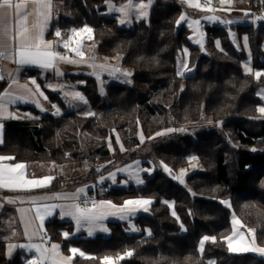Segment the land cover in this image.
Masks as SVG:
<instances>
[{"label":"trees","instance_id":"trees-1","mask_svg":"<svg viewBox=\"0 0 264 264\" xmlns=\"http://www.w3.org/2000/svg\"><path fill=\"white\" fill-rule=\"evenodd\" d=\"M244 1L246 6L264 12V0ZM53 2L61 7L62 14L53 20L48 38L56 37V29L69 36L72 29L89 26L99 54H120L123 65L133 69L132 84H106L107 78L101 82L87 74L68 77L83 81L80 89L95 115L85 117L68 111L61 98L48 91L52 104L64 106L62 113L40 116L37 112L32 119L6 122L0 154L15 157L14 162H90L86 183L98 176L94 172L97 160L116 161L108 149L111 139L117 156L120 154L116 133L126 144L120 154L124 155L123 162L139 159L147 164L143 161L147 155H133L144 144L139 129L149 139L161 129L202 124L210 118L221 125L222 132L216 127L195 137L174 132L154 147L156 162L174 171L187 166L189 157L198 158L202 170L187 176L188 189L159 166L143 174L139 186H124L119 176L117 183L107 185L99 199L117 204L136 199L152 201L145 206L147 212L137 215L133 228L112 221L107 237L67 240L62 235L67 224L53 220L47 225L50 239L59 242L65 253L75 246L95 257H76L75 264H101L103 257H117L129 250L133 255L119 264H264V258L256 255L231 253L225 240L232 233L234 214L244 227L256 229L257 242L264 246V114L259 111L264 106L260 97L264 75L259 79L253 75L264 72V20L232 26L238 46L231 39V27L207 26L203 52L192 43L190 30L181 22L177 24L184 11L179 0H156L149 19L130 28L103 13L104 0ZM245 37L247 53L240 47ZM182 49L189 52L188 70L194 68L193 74H178ZM247 61L252 73L245 72ZM84 134L96 146L88 154L83 148ZM228 200L230 208L223 204ZM204 236L215 237L216 243L208 241L201 254L198 243ZM28 260L24 253L9 259L6 245L0 241V264H28Z\"/></svg>","mask_w":264,"mask_h":264},{"label":"crops","instance_id":"crops-1","mask_svg":"<svg viewBox=\"0 0 264 264\" xmlns=\"http://www.w3.org/2000/svg\"><path fill=\"white\" fill-rule=\"evenodd\" d=\"M104 1H105L104 2L105 9L103 13L107 16L116 18L117 22L119 23L121 14L112 10L108 6V3H106V0ZM13 2L14 3L19 2V0H13ZM109 2L116 6H120L127 4L128 0H123L120 3H116L114 0H109ZM143 2L148 4L147 16L137 17L135 13H133L125 24L122 25L119 23V25L122 27L130 28L138 20L148 19L150 10L152 9L155 0H151L150 3L149 0H143ZM0 3H2V0H0ZM182 4L185 5V10L183 15L186 17V20L181 21V23L185 24V26L187 25V27L190 29L192 43L194 45L202 47L205 40L203 38L204 29L207 26L220 25L221 21L224 22L225 20L222 19L221 21H219L220 18L212 19V20L206 19V17L208 16H214L208 14L205 17L204 15L203 17H201V23L199 25H193L192 21L198 20L197 17L200 16L201 13H197V10L195 8L192 7L190 8L189 5L187 6L184 2H182ZM30 6L31 5L29 4V7ZM57 7L58 5L55 4L52 0V15L49 20V26L45 32L44 38L47 41L53 42L56 51H59L62 54H66L70 58L81 62L78 63H69L63 61L58 62L57 63L58 71L59 73H63L62 75H60L57 73L56 70L53 69H44L35 65H19L18 63L14 62L13 59L3 58L4 67L0 71V73H2L5 76V79L0 80V94H3L5 91H8L13 93L14 95H18V96L23 95L27 98L26 101H16L10 104L7 112L4 113L2 117H0V124L3 125V128L0 129V139H2L3 142H4V131H5L6 122L11 120L17 121L23 119H32L36 117L37 112L40 116L43 115V113H41L37 109L38 106L42 108H52V103L50 102L46 93L48 91L57 94L63 101L64 106L65 108H67L68 111H76L79 115L85 117L94 116V115H89V113H94V112L90 108V104L88 100L86 99V97L84 96V94L80 89L84 85L83 81L80 80L70 81L67 80V78L70 76L85 75V74L94 76L98 79H102V77H117L118 76L117 74L120 73V71L122 70L119 68L120 66L117 67V66H111L109 64H101L98 60H95L92 57H90L91 55H89V57L85 56L83 59L80 57H76L74 53L69 52L68 50L64 49L62 46H59L60 44L59 45L57 44V41H59L61 38H57V37H55L54 39L48 38L47 34L51 28L52 22L55 18L58 17ZM2 13L5 22L8 23L10 32L14 33L17 28L16 10L14 8L12 9L5 8L2 10ZM31 19L32 17H29V20ZM237 19H239L238 16ZM232 21H234L233 25H243V24L252 23V21L245 22L244 20L236 22V18L235 19L232 18ZM255 22L256 19L253 23ZM225 26H229V24H225ZM243 41L247 43V41H245V38H243ZM8 42L14 43L11 40H9ZM182 55H184L183 58L184 62H187L189 52L185 51L183 52ZM184 64H180L181 67L180 68L178 67L179 75L181 72H183V75H186V72H188L186 70L185 72L183 71V69H185ZM93 65L96 66L104 65V68L101 69L99 67H93ZM245 65L251 68L249 61H247ZM85 66H86V70L84 68ZM117 68L120 71L116 72L115 74H112L111 70ZM12 79H16L19 82V84L10 87ZM33 79L36 81V84L39 85V92L35 91V85L31 83ZM20 85H25L27 86L28 89H33L34 94L28 93L26 89L24 87H20ZM40 92H43V95H40L39 94ZM72 92L81 93L85 97L87 103H84L83 101L78 99H73L71 95H68L69 100H67L65 93H72ZM44 97H47V99H45ZM58 106L62 112L64 106L62 107V105L60 104H58ZM32 108H35V110H32ZM2 144L3 143H0V146ZM0 156H8V155L0 154ZM2 163L14 164L17 162H14L13 160H8V161H3ZM22 163H25L28 166L27 176L29 179H40L45 176H54L55 179L51 181L49 186L43 188H30L26 190L25 189L10 190L5 188H0V241L4 242L6 245V255H8V253L10 252H11V256H15L17 253H24L28 255L30 259V257L37 256V253L35 252L34 248L30 250L31 245L42 244L50 248L51 239H50V234L47 231V225H48V221L51 219L67 224V229L65 231L70 233L69 239H78V238L93 239L96 237H101L99 235L104 236L108 232L110 234V230L108 227L109 222L119 221L125 223L127 226H130L134 224V220L138 214L145 212L142 207H140L139 209L135 208L134 211L129 213L128 219L125 220L119 219L118 215L109 216L107 219L102 221L103 226L106 227L108 231L107 232L96 231L92 236H89L87 234V231L84 229H81V231L77 232L75 230L76 228L75 222L70 218L68 217L61 218V216L59 215L60 208L57 207L53 210V214L51 216H45L43 221V228L40 229L39 227L40 219L36 214V208L38 207L43 208V206L45 205L71 204L73 203V201L70 199H63V198L56 199L54 197L56 196V194H59L61 197H63L65 194H69V195L76 194L79 189L84 188L85 192L80 194V198H82L85 197L86 194H88L89 190L93 186L90 187L89 183L88 184L83 183L82 175H79L80 177L73 175L74 174L73 171L76 169L74 165H76L77 163L68 166L57 165L53 162H38V161L22 162ZM8 200H12L14 201V203H9ZM33 200H35V203H33ZM102 200H107V199H100L97 202ZM117 206H122V205H117ZM21 209H24L26 211L21 212L20 211ZM133 226L130 227L133 228ZM34 231L38 232V235H33ZM44 234L47 235V239L42 238ZM9 245H15L16 247L9 249ZM21 245H25L28 247H20ZM77 257H81V256H77ZM28 264H29V260H28Z\"/></svg>","mask_w":264,"mask_h":264},{"label":"snow or ice","instance_id":"snow-or-ice-1","mask_svg":"<svg viewBox=\"0 0 264 264\" xmlns=\"http://www.w3.org/2000/svg\"><path fill=\"white\" fill-rule=\"evenodd\" d=\"M151 0H149V3ZM231 0H219L221 4L230 3ZM108 6L121 14V18L119 19L120 24H125L128 19L132 16L133 13L137 17L147 16V7L148 4L144 3L143 0H128L127 4L116 6L111 4L109 0H106ZM187 3L190 7L200 9L206 12H215L216 9L210 7L211 0H206V3L201 4L200 0H187ZM29 4L31 5L29 7ZM5 8L12 9L14 8L17 13V28L14 33L10 32L8 23L5 22L2 10ZM52 15V0H19V2L14 3L13 0H2L0 3V58L4 59H13L14 62L19 65H35L44 69H53L56 70L58 74L62 75L63 73H59L57 63L60 61L69 62V63H78L81 61H77L75 59L70 58L66 54H62L59 51H56L54 48V44L52 41L45 40V32L49 26V20ZM29 17H32L29 20ZM206 19H218L215 16H208ZM186 20L185 16H181L180 20L177 21V24L180 21ZM199 20H193V25H199ZM93 29L85 26L81 29H72L70 36H62V33L59 29H56L54 35L58 38H61L57 41V44H62L63 48L69 50L74 53L76 57L84 58L85 53L82 49V43L84 39H92L91 33ZM87 33V36L82 34ZM11 40L14 43H9ZM247 37H245V41ZM187 51V50H185ZM93 67H99L101 69L104 68V65H93ZM246 70L252 73V69L246 66ZM112 74L119 72L120 70L112 69ZM11 75V74H9ZM122 75H130V73H122ZM183 75V72L180 73ZM253 75L259 79L264 72L256 71ZM5 79V76L0 73V80ZM33 85H35V91L39 92V85L36 84V81L33 79L31 81ZM19 82L16 79H12L11 85L16 86ZM20 87H24L26 91L30 94H34L33 89H28L25 85H20ZM103 91V90H101ZM43 95V92L39 93ZM66 96L71 95L73 99H78L87 103L85 97L79 92L65 93ZM47 99V97H44ZM26 97L23 95H14L11 92L5 91L3 94H0V117L7 112L10 104L16 101H26ZM261 113H264V107L259 108ZM56 115H60L59 109L56 111ZM89 115H95V113H89ZM15 118V117H13ZM3 128V125L0 124V129ZM183 131V129H181ZM157 135H161V133H157ZM117 139H119L117 137ZM141 142H143L144 137L141 135ZM0 143H3L2 139H0ZM13 156H0V188L10 189V190H20V189H30V188H43L50 185L51 181L55 179L54 176H45L40 179H29L27 176V165L22 162H17L14 164H5L3 161L14 160ZM192 160L197 159L196 157H192ZM139 164V161L136 162ZM165 171H168L171 174V170L164 165ZM141 171H149L147 169H141ZM111 179L115 182V174H110ZM174 179H178V177H173ZM183 183V180H180ZM125 183H127L125 181ZM137 183H143L142 180H137ZM85 189L81 188L77 191L76 194H65L61 197L59 194H56L54 198L56 199H70L73 203L68 205H45L43 208H36V214L40 219V229L43 228V221L45 216H51L53 214V210L57 207L60 208L59 215L61 218L68 217L75 222V230L77 232L84 229L87 231L89 236H92L96 231H104L107 232L108 229L103 226L102 221L107 219L109 216H117L121 220L128 219L129 213L134 211L137 206H146L152 203L151 200L147 199H136V200H127L125 201L123 206H117L112 201L102 200L99 202L92 201L91 206H82L79 202L80 194L84 193ZM9 203H14L12 200H8ZM35 203V200H33ZM85 205L88 204L87 201L84 202ZM132 206V207H129ZM145 212L148 211L147 207H143ZM21 212L26 210L21 209ZM173 215L175 213L173 212ZM234 225H240V221L234 220ZM242 227V225H241ZM134 231L136 229H133ZM27 231V229H26ZM236 232H239V229H236ZM248 232L251 234V239L247 240V243H244L239 249L234 247L233 241L231 238L228 239V247L232 251H243V252H254L258 253L261 256H264V247H259L256 245L255 240V231L253 229H248ZM149 234H151L149 230ZM33 235H38V232L34 231ZM63 237L65 239H69L70 233L65 231L63 232ZM240 238L246 239L243 233H240ZM211 241L212 243H216L215 237L204 236L200 242L199 250L201 252L204 251L205 242ZM16 247L15 245H9V249ZM20 247H28L25 245H21ZM35 249V252L38 255L30 261V264H71L73 257L79 255L86 259H95L92 256H86V254L76 247H71L69 251L71 252V256H64L60 252V245L51 244L50 248L46 247L42 244H33L30 246L31 249ZM133 255V251L129 250L123 255L117 256L115 258L105 256L102 258L101 264H117L118 260H123L126 257H131Z\"/></svg>","mask_w":264,"mask_h":264},{"label":"rangeland","instance_id":"rangeland-1","mask_svg":"<svg viewBox=\"0 0 264 264\" xmlns=\"http://www.w3.org/2000/svg\"><path fill=\"white\" fill-rule=\"evenodd\" d=\"M155 2H156V0H155ZM179 2H181V3L184 2L187 6L189 5L187 3V0H179ZM200 3L201 4L206 3V0H200ZM183 7H184V10H185V5L184 4H183ZM210 7L216 9V11L215 12H206V11H202L200 9L195 8L197 10V13H201V15L197 17L198 20L200 21V23H201V17H203V15H204V17L207 16L208 14L209 15H214V16H217L218 19L220 18L219 21H221L222 19H224L225 21L224 22L221 21L220 26H223V27H226V28L231 27L229 29L231 31L232 30V26H235V25H233V23H234L235 20L232 21V18H234V19L236 18V22L237 21L244 20L245 22H251L252 21V23H253L255 21V19L256 20L257 19L264 20V12H262L258 8H252V7L246 6L244 0H231V2L230 3H227V4H221V3H219V0H211ZM57 9H58V11H57L58 12V16H60L62 14V9H61L60 6H58ZM150 11H152V9ZM183 13H184V11H183ZM183 13H182V15H183ZM149 16H150V13H149ZM149 16H148V19H149ZM237 16H238L239 19H237ZM243 17H245V18H243ZM240 18H243V19H240ZM148 19H146V21ZM138 21H142V20H138ZM181 24H183V23H181ZM225 24H229V26H225ZM183 25H185V24H183ZM84 27L85 26H83L81 28H84ZM186 27H187V25H186ZM81 28H79V29H81ZM70 35H71V33H70ZM82 35L87 36L88 34L87 33H84ZM230 35H231L232 41L234 43H236V45L238 46L239 44L237 42L236 33L234 31H231L230 32ZM62 36H67V35H65V34L63 35L62 34ZM91 36H92V39H84L83 40V43H82V49H83V51L85 53V56L89 57V55H91L90 57H92L95 60H98L101 64H109L111 66H117V67L120 66L119 68L122 69L120 71V73L117 74L118 75L117 77H102V79H99V80H101V82H104L105 79L107 78L108 82H106V84H110V83H121V84H125V85H131L132 84V81H133L132 80V74H133L132 72H133V69L130 66H128V65H123L122 55L116 54V55H113V56H108V55L99 54V52H98V42L94 40L93 32L91 33ZM190 36H191V31H190ZM203 38L204 39L206 38L205 37V29H204V37ZM205 43H206V41L204 40L203 46L202 47L200 46V48H202V51L203 52L205 50V47H204ZM240 44H241L240 47L243 50H245L246 53H247V51H248V45H247V43H245L242 40V42ZM59 46H62V44H60ZM185 50H187V49H182V51L180 52V54L178 56V67L180 68L181 67L180 64H184L185 63L184 64L185 69H183V71L184 72H185V70L188 71V72H186V75H189V74H193L194 71H195V69L194 68H191V69L188 70V61L187 62H184V60H183L184 55H182L183 52H185ZM84 68L86 70V66ZM244 68H245V72L250 73V72H248L246 70V65H244ZM125 72L130 73V75H127V76L122 75V73H125ZM178 74H179V71H178ZM180 76H183V75H180ZM68 97L69 96H66V99L67 100H69ZM260 97L264 100V93L263 92H261ZM47 103H49V102H47ZM262 107H264V106H262ZM37 109L41 113H43V114L50 112V113L56 115L57 109H59L60 114L62 113L61 110H60V108H59V106H58V104H56V103L52 104V108H42V107H39L38 106ZM261 114H264V113H261ZM190 125L191 126L180 127L179 129H175V127H169V128L161 129V130L153 133L149 137V139H146L145 136L143 135L141 129H139L138 136H139V139H140L141 135L144 137V140H143V143L144 144H142V146H139L138 148H136V151L133 152V155H135L136 157L137 156H142V155L143 156L144 155H147L146 158L143 160L147 164H143V162L141 160H139V159L134 160V161L123 162L124 155H120V154H123L125 152V150H126V148H125L126 144L123 141V139L115 132L116 133L115 137H116L117 145L119 147L120 154L117 156L116 147L114 146L115 143L113 144L111 142V139L108 140V149L111 152L112 159L115 158L116 161L115 160L114 161L113 160H110V161H101V160L98 161L97 160L94 163V172H95V175L98 174V176L95 179H98V180H100V181H102L104 183L110 182V184H111L114 181L111 179V175L110 174H113L114 173L115 174V180L118 181V176L119 177H122V181H123L122 185L127 186L128 184H134V185L139 186L142 183H137V180L138 179L139 180H142V175L143 174H145V173H152L155 170L156 166H159V168L164 173H166L169 177H171L172 179H174L173 177H178V179H174V180L177 181L181 186H183V187H185V188L188 189L187 183H186L187 176L189 174L193 173V172H197V171L202 170V166H201L198 158L196 156H194V155L191 156V157H189V159H188L189 160V164L187 166L182 167L178 171H174L173 169H171L170 167H168L166 164L160 163V162H156V160L154 158V155L152 154V151H153L154 147L158 143L161 144V143L164 142V141L163 142L161 141L162 138H164V136H168L169 134L171 135L174 132H175V135H179V136H192V137H195V135L197 133H199L201 131H204L207 128L216 127L217 129H219L222 132L221 125H218V123L213 122L210 118H205V120L203 121L202 124H197V125L190 124ZM181 129H183V131H181ZM157 133H161V135H157ZM117 137L119 139H117ZM90 139H91V137L89 135L84 134L82 136L83 148H84V151H85L86 154H88L90 152L89 150H92V149L95 150V148H96V146L94 144H91ZM99 142H101V141H99ZM192 157H196L197 159L192 160L191 159ZM137 161H139V164L136 163ZM75 163H77V162H75ZM72 164H74V163H72ZM72 164H65V165H62V166H68V165H72ZM101 164L104 165V169L106 167V170L105 171H103L104 169L97 170L96 166L97 165H101ZM164 165H166L167 168L169 170H171V174L168 171H165ZM74 166L76 167V169L73 171L74 174L73 173L72 174L74 176H78V177H80L79 175H82V179L84 181L85 177L87 176V173L90 171V168L92 166V163H90V162H80V163H77ZM141 169H147L149 171H141ZM94 180H91V181L86 182V183L87 184L89 183V185L91 187V186H93ZM180 180H183V183H181ZM125 181L127 183H125ZM110 184H108V185H110ZM106 187H107V183H106L105 188ZM105 188H104V191L106 190ZM104 191L102 190L99 193L98 200H100L99 198L101 196V193H103ZM82 198H84V197H82ZM125 201H127V200H125ZM125 201L122 202V203H120V204H117V203H114V202L113 203L114 204H117V205H122L123 206L124 203H125ZM223 204L226 207L230 208V202H229V200L228 201H224ZM140 207L143 208L144 206H137L135 208H138L139 209ZM234 220L240 221V225H234L233 224V221ZM129 221H131V220H129ZM231 221H232L231 223H232V230L233 231L231 233V236L230 237H227V238H231L232 239L234 247H236L237 249H239L244 243H247V240L248 239H251V234L248 232V229H253L255 231L256 245L259 246V247H264V246H261L260 244H258L257 237H256L257 232H256V229L254 227H246V226L244 227L242 225L241 220H239V218L236 215H234V214L231 217ZM241 225H242V227H241ZM130 226H132V225H130ZM237 228L239 229V232H236V229ZM181 232L182 233L185 232V228L184 227L181 228ZM240 233H243L244 236L246 237V239H243L242 240L240 238ZM99 236H101V237H107V236H109V232L106 235H104V236L103 235H99ZM227 238L225 240H226L227 246H228V239ZM201 240H200V242H201ZM200 242L198 243V249H199V246H200ZM206 243L207 242H205V244H204V249H205ZM51 244H58V245H60V249L59 250H60V252L64 256H71L72 255L70 251H69V253H65L64 251H62L61 244L59 242H57V241H51L50 240V245ZM71 247H75V246H71ZM76 248H78V247H76ZM78 249H80V248H78ZM228 250L231 253H234V254H251V255H256V256H259V257L264 258V256H261L258 253H254V252L232 251V250L229 249V247H228ZM200 253L202 254L203 252L200 251ZM37 255H38V253H37ZM77 256H79V255H76L75 257H77ZM7 257L9 259H12L14 256H11V252H10V253H8ZM35 257L36 256L30 257L29 264H30V261L32 259H34ZM75 257H73V259L71 261V264H74ZM109 257H112V256H109ZM113 258H115V257H113ZM120 261L121 260H118L117 261V264H119Z\"/></svg>","mask_w":264,"mask_h":264},{"label":"built area","instance_id":"built-area-1","mask_svg":"<svg viewBox=\"0 0 264 264\" xmlns=\"http://www.w3.org/2000/svg\"><path fill=\"white\" fill-rule=\"evenodd\" d=\"M4 67V59L3 58H0V71L3 69ZM97 170H102L104 169V165L101 164V165H97L96 166ZM107 185L110 184V182H106ZM106 183L98 180V179H95L94 180V183H93V187H92V190L91 192H89L84 198H81L79 199V202L81 203L82 206H91V202L92 201H98V197H99V193L104 190L105 186H106ZM114 183H117V180H115V182L111 183V184H114ZM110 184V185H111ZM87 201L88 204L85 205L84 202ZM53 221V219L49 220L48 223H51ZM43 239H47V236L44 234L42 236Z\"/></svg>","mask_w":264,"mask_h":264}]
</instances>
